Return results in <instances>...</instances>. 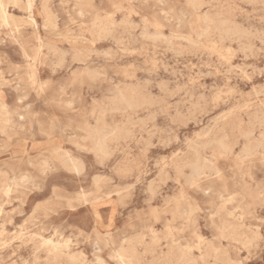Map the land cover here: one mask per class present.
I'll list each match as a JSON object with an SVG mask.
<instances>
[{
    "label": "rangeland",
    "instance_id": "obj_1",
    "mask_svg": "<svg viewBox=\"0 0 264 264\" xmlns=\"http://www.w3.org/2000/svg\"><path fill=\"white\" fill-rule=\"evenodd\" d=\"M190 1L33 0V23L27 0L8 6L0 264H122L117 254L131 247L136 264H264V155L238 160L240 138L201 188L179 169L223 125L264 116V0H203L201 15L216 24L208 32ZM85 125L105 126L106 157L91 150ZM201 240L219 260L205 259Z\"/></svg>",
    "mask_w": 264,
    "mask_h": 264
},
{
    "label": "bare ground",
    "instance_id": "obj_2",
    "mask_svg": "<svg viewBox=\"0 0 264 264\" xmlns=\"http://www.w3.org/2000/svg\"><path fill=\"white\" fill-rule=\"evenodd\" d=\"M18 3V0H0V22L6 25H11V23L13 22V18L9 15L7 9L8 6L13 4L16 5ZM190 4L192 6V10H191V17L197 22L200 23L202 25H204L203 27V31L204 32H208L210 29L213 28V26L215 27V21L214 19H212L209 15H201V9L204 5V1L203 0H191ZM27 9L30 12V22L33 23L35 20L32 16V8H33V0H27ZM257 6V5H256ZM45 7V6H44ZM18 9V8H17ZM12 10V9H11ZM209 11V10H208ZM18 12V11H17ZM47 12V9H46ZM205 14V13H204ZM14 15V14H13ZM259 16V15H257ZM259 20V19H258ZM189 21V20H188ZM255 23V21H253ZM50 24V23H49ZM259 24V23H258ZM19 26V25H18ZM22 26V25H21ZM263 26V25H262ZM155 27L158 28L159 24H155ZM200 27V26H199ZM189 28V27H188ZM245 28V27H244ZM251 29V28H250ZM262 29V27H261ZM264 30V29H263ZM69 31V30H68ZM153 31V30H152ZM233 31V30H232ZM74 32V31H73ZM142 32V31H141ZM72 34V32L70 33ZM104 34V33H103ZM197 34V33H195ZM194 34V35H195ZM229 35V34H228ZM71 36V35H69ZM74 36V35H73ZM220 36V35H219ZM224 36V35H223ZM189 37V36H188ZM114 42V41H113ZM39 43V42H38ZM49 43V42H47ZM46 43V46H47ZM74 43V42H73ZM124 43V42H123ZM113 44V43H112ZM153 44V43H151ZM261 44V43H260ZM77 45V44H76ZM85 46V45H84ZM55 49V48H54ZM66 49V48H65ZM94 49V48H93ZM52 50V49H50ZM78 50V49H77ZM111 51V50H110ZM53 52V50H52ZM73 52V51H72ZM88 52V51H87ZM173 52V51H172ZM51 53V52H50ZM63 53V51H62ZM67 53H69L67 51ZM75 53V52H73ZM106 53V52H105ZM77 54V53H76ZM179 55V54H178ZM177 55V56H178ZM42 56V55H41ZM74 56V55H73ZM243 56V55H242ZM6 57V56H5ZM55 57V56H54ZM60 57V56H58ZM71 57V56H70ZM97 57V56H96ZM148 57V56H147ZM150 58V57H149ZM104 59V58H103ZM52 60V59H51ZM60 60V59H59ZM65 60V58H64ZM63 61V60H62ZM61 61V62H62ZM79 63H80V58H79ZM77 61V62H78ZM59 62V61H58ZM76 62V63H77ZM154 62V61H152ZM57 63V62H56ZM248 63V62H247ZM37 64V63H36ZM35 64V65H36ZM155 64V63H154ZM62 65V64H61ZM85 65V64H84ZM59 67V66H58ZM156 67V66H154ZM249 67V66H248ZM61 68V67H60ZM78 68V67H77ZM89 69V68H88ZM262 69V68H261ZM70 70V68H69ZM264 70V69H263ZM91 71V70H90ZM39 72V71H38ZM55 72V71H54ZM75 72V71H73ZM78 72V71H77ZM173 72V71H172ZM259 72V71H258ZM51 73V72H50ZM92 73V72H91ZM174 73V72H173ZM210 73V72H209ZM226 73V72H225ZM241 73V72H240ZM250 73V72H249ZM260 73V72H259ZM244 74V73H243ZM261 74V73H260ZM51 75V74H50ZM53 75V74H52ZM72 75V74H71ZM229 75V73H228ZM235 75V74H234ZM176 76V74H175ZM198 76V75H196ZM214 76V75H213ZM260 76V75H259ZM95 77V76H94ZM187 77V76H186ZM216 77V75H215ZM96 78V77H95ZM94 78V79H95ZM8 80V79H7ZM74 80V79H73ZM235 80V79H234ZM47 81V80H46ZM148 81V80H147ZM250 81V80H249ZM76 82V81H75ZM151 82V81H150ZM175 82V81H174ZM177 82V81H176ZM148 82H146L147 84ZM157 84V83H156ZM149 85V84H148ZM158 85V84H157ZM212 85V84H211ZM165 85H163L164 87ZM184 86V85H183ZM217 86V85H216ZM151 87V86H150ZM206 87V86H205ZM177 88V87H176ZM188 88V87H186ZM218 88V87H217ZM81 89V88H80ZM83 89V88H82ZM81 89V90H82ZM178 89V88H177ZM180 89V88H179ZM214 89V88H213ZM262 89V87L260 88V90ZM176 90V89H175ZM212 90V89H211ZM162 91V90H161ZM164 92V91H163ZM174 92V91H173ZM182 91H180L181 93ZM188 92V90L186 91V93ZM165 93V92H164ZM171 93V91L169 92ZM197 93V92H196ZM119 94V93H118ZM168 94V93H167ZM174 94V93H173ZM190 94V91H189ZM193 94V92H192ZM261 94V93H260ZM185 95V94H184ZM188 95V94H187ZM257 95V94H255ZM259 95V94H258ZM264 95V94H262ZM191 96V94H190ZM189 96V97H190ZM194 96V95H193ZM196 96V95H195ZM199 96V95H198ZM260 96V95H259ZM75 97V96H74ZM176 97V95H175ZM174 97V98H175ZM186 97V96H184ZM201 97V96H200ZM167 98V97H166ZM169 98V97H168ZM167 98V99H168ZM187 98V97H186ZM99 99V98H98ZM108 99V98H107ZM173 99V97H172ZM171 99V100H172ZM183 99V97H182ZM191 99H193L191 97ZM195 99H197L195 97ZM201 99V98H199ZM228 99V98H227ZM121 103H124L125 105L131 107L132 104L130 102V100L127 98V96H125L124 94L120 95L119 98ZM206 100V99H205ZM190 101V100H189ZM176 102V101H175ZM174 102V103H175ZM181 102V101H178ZM186 102V101H184ZM191 102V101H190ZM193 102V101H192ZM199 102V101H198ZM173 103V104H174ZM177 103V102H176ZM188 103V102H187ZM203 103V102H202ZM105 104V102H104ZM182 104V103H181ZM185 104V103H184ZM194 104V103H193ZM206 104V103H204ZM30 105V104H29ZM37 105V104H36ZM179 105V104H177ZM187 105V104H186ZM189 105V104H188ZM242 105V104H241ZM198 106V105H197ZM196 106V107H197ZM205 106V105H204ZM207 106V105H206ZM263 106V105H262ZM195 107V106H194ZM193 107V108H194ZM183 108V107H182ZM190 108V106H189ZM264 108V106H263ZM178 109V106H177ZM184 109V108H183ZM130 110V109H129ZM171 110V109H170ZM182 110V109H181ZM194 110V109H193ZM201 110V109H198ZM172 111V110H171ZM188 111V110H187ZM186 111V112H187ZM190 111V110H189ZM261 111V110H260ZM164 112H166V110H164ZM174 112V111H173ZM177 112V110H176ZM182 112V111H181ZM203 112V111H202ZM209 112V111H208ZM179 113V112H178ZM189 113V112H187ZM191 113V112H190ZM176 114V113H175ZM167 115V114H166ZM262 115V114H261ZM190 116V115H189ZM206 116V113H205ZM208 116V114H207ZM156 118V117H154ZM227 118V117H226ZM171 119V118H170ZM185 119V118H184ZM208 119V118H207ZM224 119V118H223ZM222 119V120H223ZM249 119V118H248ZM6 120V119H4ZM155 120V119H154ZM221 120V119H220ZM225 120V119H224ZM214 121V119L211 121V123ZM216 121V120H215ZM173 122V120H172ZM97 123V122H96ZM210 123V124H211ZM219 123V122H218ZM221 123V122H220ZM214 125V124H213ZM215 125H217L215 123ZM211 126V125H210ZM208 129L209 126L207 125ZM206 127V128H207ZM213 127V126H212ZM211 127V128H212ZM158 128V127H157ZM210 128V129H211ZM261 128V129H260ZM205 129V130H208ZM209 129V130H210ZM213 129V128H212ZM7 130V128H6ZM83 130L86 132V136L85 139L88 140L91 144V150L94 151L96 154H101V155H106L108 154V141L110 140V136L105 128V126H101V127H95V128H91L89 125H85V128H83ZM204 132V129H202ZM148 131V130H147ZM214 131V130H213ZM206 132V131H205ZM257 132H259L260 136L257 139L256 135ZM155 133V132H154ZM200 133V132H199ZM208 134V132H206ZM158 134V133H157ZM168 134V133H167ZM202 134V133H200ZM184 136V135H183ZM202 137V136H200ZM177 138V137H176ZM192 138V137H191ZM235 138V140H233ZM242 138L244 140V146L240 152V154L238 155L237 159L240 161H244L245 159L254 157L258 154H263L264 155V116L262 115H256L255 117H253L249 124L247 126L244 125V121L242 119V117H239L233 124L227 126V125H223L222 128H220V130L218 131L217 134H214V136H208L207 139L203 142H200L199 144H196L194 146H191L190 149L192 150V156L190 158H187L186 160H184V162L182 163V165L179 167V169H183L185 167H188L191 170L190 175L186 178V183L190 186H194L196 188H201V184H200V180L207 176L208 174H215V175H220L221 170L218 167V159L221 157L227 158L230 155H233L234 153V147L236 144H238L239 139ZM82 139V138H81ZM186 139V138H185ZM192 140V139H191ZM196 140V139H195ZM190 141V140H188ZM187 141V142H188ZM159 143V142H158ZM170 143V142H169ZM194 143V142H193ZM192 143V144H193ZM150 144V143H149ZM187 144V143H186ZM187 146V145H186ZM190 146V145H189ZM147 147V146H145ZM165 147V146H164ZM167 148V147H166ZM160 149V148H159ZM4 150V149H3ZM144 150V148H143ZM206 150H211L212 153L211 156L209 155V157L206 155ZM142 152V151H141ZM148 152V151H147ZM179 153V152H178ZM182 153V152H181ZM184 153V152H183ZM54 154L57 156H61L63 157V164L68 167L69 169H71L72 171L76 172V173H81L83 170V166L80 162H78L74 157H72L67 151L62 153L60 148L55 149ZM181 157V156H180ZM161 161V159H160ZM102 162V161H101ZM121 162V161H120ZM137 162V161H136ZM250 163V162H249ZM146 164V163H144ZM142 166V164H141ZM159 168V166H156ZM28 168V167H27ZM164 168V167H163ZM162 168V169H163ZM185 170V169H184ZM162 172V171H160ZM167 172V171H166ZM182 173V172H181ZM107 174V173H105ZM4 178V177H3ZM78 178V177H77ZM162 179V178H161ZM21 180V179H20ZM23 180V179H22ZM95 180V179H94ZM93 180V181H94ZM7 182V181H6ZM98 182V180H97ZM96 182V183H97ZM236 184V183H235ZM248 185V184H247ZM22 188V187H20ZM133 188V186H132ZM57 190V189H56ZM92 194V193H91ZM113 195V194H112ZM35 209V208H34ZM131 211V210H130ZM123 216V215H122ZM131 216V215H130ZM126 218V217H125ZM131 218V217H130ZM122 219V218H121ZM236 219V218H234ZM25 225V223H24ZM245 226V225H244ZM24 227V226H23ZM230 227V224L228 222H224L222 225V229H227ZM27 232V230H26ZM98 232V231H97ZM224 234V233H223ZM236 234L234 231L231 235ZM24 235V233H23ZM222 235V234H221ZM27 238V237H26ZM16 241V240H15ZM130 241V240H129ZM19 242V241H18ZM14 244V243H13ZM200 244L203 245L204 248V252L202 253V255H204L205 259L207 260V258H214L215 260H217L221 253L219 248H217L214 244L212 243H207L205 244L202 240L200 241ZM196 245V244H195ZM42 248V247H40ZM56 250H59L61 247L60 246H56L54 247ZM133 248H130L129 252L128 250H122L121 252H119V254H117L119 256V258L122 260V264H136V258L135 256H133ZM18 249V248H17ZM176 249V248H175ZM180 250V249H179ZM100 252V251H99ZM21 257V255H20ZM34 258V256H33ZM115 259V258H114ZM183 259V258H182ZM221 259V258H220ZM111 260V259H110ZM219 260V259H218ZM183 261V260H182ZM187 261V260H186ZM195 264V263H194Z\"/></svg>",
    "mask_w": 264,
    "mask_h": 264
}]
</instances>
